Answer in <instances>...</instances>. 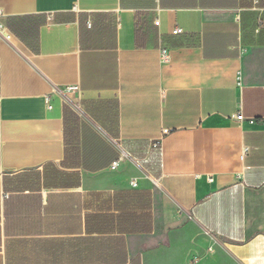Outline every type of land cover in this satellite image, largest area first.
Wrapping results in <instances>:
<instances>
[{
    "label": "crops",
    "instance_id": "obj_1",
    "mask_svg": "<svg viewBox=\"0 0 264 264\" xmlns=\"http://www.w3.org/2000/svg\"><path fill=\"white\" fill-rule=\"evenodd\" d=\"M0 11V264H264V0Z\"/></svg>",
    "mask_w": 264,
    "mask_h": 264
},
{
    "label": "built area",
    "instance_id": "obj_2",
    "mask_svg": "<svg viewBox=\"0 0 264 264\" xmlns=\"http://www.w3.org/2000/svg\"><path fill=\"white\" fill-rule=\"evenodd\" d=\"M0 14H1V11H0ZM157 23H159V22L157 21ZM173 32H174V34H182L183 30L180 29V28H176V29L173 30ZM3 41H5L7 43L8 42L9 43H12V41H13V35H12V33L9 30H7V28L3 25V23L0 20V46H1V43ZM167 52H168L167 49L163 51V60H166L167 59V56H168ZM0 58H1V51H0ZM73 89H74V87H68L67 88L68 91H71ZM235 117L238 120H244V116H243L242 113H238L237 115H235ZM155 145H157V144H155ZM247 151L248 150L245 149L242 158L245 157V154L247 153ZM119 162H120L119 160L118 161H114L113 166L114 167H117L119 165ZM132 186L133 187H137L138 186V181L134 179L132 181Z\"/></svg>",
    "mask_w": 264,
    "mask_h": 264
}]
</instances>
